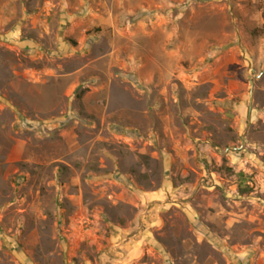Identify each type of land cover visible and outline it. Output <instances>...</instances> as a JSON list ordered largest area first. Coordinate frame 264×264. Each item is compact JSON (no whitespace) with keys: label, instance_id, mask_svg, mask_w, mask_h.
Wrapping results in <instances>:
<instances>
[{"label":"rangeland","instance_id":"1","mask_svg":"<svg viewBox=\"0 0 264 264\" xmlns=\"http://www.w3.org/2000/svg\"><path fill=\"white\" fill-rule=\"evenodd\" d=\"M0 264H264V0H0Z\"/></svg>","mask_w":264,"mask_h":264},{"label":"trees","instance_id":"2","mask_svg":"<svg viewBox=\"0 0 264 264\" xmlns=\"http://www.w3.org/2000/svg\"><path fill=\"white\" fill-rule=\"evenodd\" d=\"M238 176H239V181H238L239 190L242 191V192L249 191L250 187L245 183V180H244V177H243V173L239 172Z\"/></svg>","mask_w":264,"mask_h":264}]
</instances>
